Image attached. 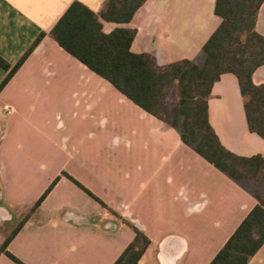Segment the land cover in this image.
I'll use <instances>...</instances> for the list:
<instances>
[{
  "label": "crops",
  "instance_id": "1",
  "mask_svg": "<svg viewBox=\"0 0 264 264\" xmlns=\"http://www.w3.org/2000/svg\"><path fill=\"white\" fill-rule=\"evenodd\" d=\"M74 1L99 14L108 0H0V56L11 67L43 34L0 92V243L12 232L5 222L11 221L14 214L22 213L19 221L26 219L25 223L7 250L23 264H114L134 240L131 226L150 240L138 264H210L257 205L254 190L245 188L241 182H233L215 169L182 143L180 129L169 127L166 121L143 112L50 38L51 29ZM214 5L215 0H147L125 26L136 30L131 51L151 57L157 68L181 60L202 65V47L220 24V19L214 15ZM116 27V24L103 22L106 34ZM255 29L264 37V3ZM6 75L0 68V84ZM59 78L78 80L80 86L87 87L82 97L91 93L96 99L92 105L77 102L74 111L67 115V118L72 117L71 121L57 110L41 113L40 119L34 120L36 137L31 135L34 139L28 152L32 155L31 162L36 165L38 160V167L35 170L33 165L30 170L40 174L42 158L53 156L56 160L52 150L58 151L66 157V162L55 176L67 172L103 200L108 209L92 207L93 201L83 191L60 177L36 211L26 216L19 209L35 206L41 193L34 199L18 198L26 190L25 130L26 124H32L23 112L40 113V97L35 96L56 92ZM263 82L264 65L253 74L255 85ZM107 102L115 108L114 127L119 130L111 138L112 147L127 146L129 152L141 147L147 154L152 148L162 151V163L156 168H147L145 188L149 192L145 196L143 190L132 195L127 194L128 186L106 184L109 179L102 178L107 175L102 172H99L104 182L102 188L85 177L96 171L84 166L89 161L90 150L88 145L82 144L88 142L82 140L83 126L96 122L97 131L100 128L105 131L109 120L95 111L100 106L105 108ZM4 107L11 112H6ZM208 119L227 150L241 157H264V140L248 130L243 99L234 75L223 74L213 85ZM41 126L47 130L44 132ZM87 135L89 140L97 139L98 144L106 139L105 135L91 131ZM41 140L47 144L44 150L39 146ZM149 159L153 162L152 156L147 162ZM70 164H76L74 169H68ZM142 171L141 168L139 173ZM51 172L52 169L47 173L48 183L52 180ZM126 176L131 179V173ZM63 183L67 197L61 200L56 195ZM0 264L15 263L1 255ZM248 264H264V245Z\"/></svg>",
  "mask_w": 264,
  "mask_h": 264
},
{
  "label": "trees",
  "instance_id": "2",
  "mask_svg": "<svg viewBox=\"0 0 264 264\" xmlns=\"http://www.w3.org/2000/svg\"><path fill=\"white\" fill-rule=\"evenodd\" d=\"M146 2L108 0L97 14L81 2L74 1L53 26L49 36L67 54L159 121H165L168 98L175 89L182 143L235 183H264V157H241L227 150L208 119V102L213 85L223 74H232L237 79L243 99L248 130L264 140V82L258 86L253 83V74L264 65V37L255 29L264 0H215L214 15L220 19V24L202 47L203 64L181 60L164 68H157L151 57L131 51L136 30L125 26L131 23ZM103 22L116 24L117 27L106 34ZM42 36L13 67L0 56V68L7 73L0 84V92ZM64 176L107 208L79 182L66 174ZM56 183L57 180L51 188ZM46 195L35 204V209ZM253 196L257 205L210 264H248L264 245V194L256 190ZM25 220L0 243V256L5 255L15 264L23 263L10 254L7 247ZM131 227L135 233L134 240L114 264H138L150 245V240L138 228Z\"/></svg>",
  "mask_w": 264,
  "mask_h": 264
},
{
  "label": "rangeland",
  "instance_id": "3",
  "mask_svg": "<svg viewBox=\"0 0 264 264\" xmlns=\"http://www.w3.org/2000/svg\"><path fill=\"white\" fill-rule=\"evenodd\" d=\"M80 82L74 78L72 79H67V78H59L57 79V91H53L51 93H42L40 95H34L35 97H40V101H41V107L42 110L40 111V113L38 112H29V111H24V115L25 118L32 122V124H26V130H25V136H26V146H27V156H26V160H25V169H26V175H25V184H26V190L25 192H21L18 195V198H24L26 200L32 199L33 197H37V195H39L37 202L45 195V194H49L52 189L54 187L51 188L53 182L55 180L60 179V177H65L69 183L71 182L74 186H76L70 179H68L66 176H64V174L72 177L71 175H69L67 172L62 171L60 174L56 175V171L59 167H61L62 165L65 164L66 162V157L64 158L63 154H61L60 152H55L54 150H52L54 152V156L57 157L56 160H54L55 158L51 159H46V158H42V160L40 161V165H39V170H40V174H37L35 171L30 170L33 167L36 168L38 167V160H36V165L31 162L32 160V155H29L30 153L29 151V146L31 145L30 142L31 140H33L34 138H32L31 135L35 134L36 137V127H33L32 125L35 124L36 122L34 120H38L40 119V115L42 114H48V112H54V110H57L58 112L62 113L63 116L65 118H67V115L71 113V111H74L75 108V104L77 102H81V105H84L86 103L89 104H93V102H95L96 96L91 97L92 94L89 93V96L87 97H82V92H86L87 91V87H82L80 86L81 84H79ZM91 91V90H90ZM76 93V95H75ZM28 99L32 98L33 96H25ZM108 102L106 103V107L103 108L102 106H100V108L96 109L95 114L99 113V114H103L104 118L109 120V126L106 128V130H102V128H100L98 131V127H95L96 122H93L92 124L89 123L88 125H84V134H83V138L82 140L86 141L88 140V142L86 143H82L84 146L88 145L90 153H89V161L84 163L85 167H90L91 171H96V174H94L95 172L91 173L89 176H85L87 180H90V182L92 181V183L96 186H99L102 188L103 186V179L104 177H106L107 179H109L108 181H105V183H110V184H116V185H121V186H128V190H132L127 193V194H132L134 195L137 192H140L141 190H143L144 192V196L147 194V192H149V190L147 191V189L145 188L146 183L148 181V177H147V168L151 169L158 167L159 164L162 163L163 159H162V151L161 150H155V149H151V153L147 154L146 150H142L141 147L133 148V150L131 152H129L128 147L124 146V147H112L113 145L110 144L111 142V138L113 135H116L117 133H119V130L117 128L114 127V122H116L117 120H115V116H114V111L115 108L113 105H109ZM176 106H177V100H176V96H175V89L173 90V92L171 93V95L168 98V102H167V107H166V112H165V121L167 123V125H169V127H174L176 129H180V123H181V118L178 116V114L176 113ZM51 109V110H49ZM79 112L82 110H78ZM104 113H101V112ZM38 114L37 116H31V114ZM45 116H43L44 119ZM67 120H73L72 117L67 118ZM40 129H42L44 132L47 130V128H45L44 126L40 127ZM46 129V130H45ZM71 131V130H69ZM68 131V132H69ZM88 131H91V133L93 134H99V135H105L106 139L104 143H97V139H92L88 138ZM180 131V130H179ZM178 131V133H179ZM123 135V134H122ZM193 142H195V140H192ZM47 144L44 142V140H41V143L39 144V146L41 147L42 150H44V147ZM153 145V144H152ZM36 149L38 148V144H37V138H36ZM95 147V149H93L92 147ZM154 147V146H153ZM56 153V155H55ZM153 157V162L152 160H148L147 162V158L148 157ZM57 161V163H55ZM153 164H152V163ZM80 165L82 166V162H79ZM77 164V161H76ZM76 164H70V166H68L69 170H72V167L74 169V167L76 166ZM143 169L142 173H139L140 169ZM52 169L51 175L50 177L52 178L51 182L48 183L47 180V173L48 171ZM136 169L138 171H136ZM166 171L168 172V169H166ZM99 172L105 173L107 175L102 176L101 180H100V176L101 174H99ZM131 173V179L127 178L126 174H130ZM48 177V178H50ZM73 178V177H72ZM74 180H76V178H73ZM95 179L97 180V183L95 182ZM77 182H79L78 180H76ZM67 182H65L66 184ZM80 183V182H79ZM65 184L63 183L62 186L60 187V189L57 192L56 198L57 199H65L67 197L66 195V187ZM81 184V183H80ZM102 184V186H101ZM242 186H244L245 188L248 187L249 189H253L254 191L259 190L264 194V183H255L253 181H242L241 182ZM95 186V187H96ZM77 187V186H76ZM51 188V189H50ZM78 188V187H77ZM79 189V188H78ZM50 190V191H49ZM81 190V189H79ZM42 191V192H41ZM49 191V192H48ZM82 191V190H81ZM48 192V193H47ZM92 193V192H91ZM86 194V193H85ZM93 194V193H92ZM46 195V196H47ZM87 195V194H86ZM94 195V194H93ZM45 196V197H46ZM92 201H93V205L92 207H97L99 206L101 209H108L107 204L101 200L100 198H97L103 202V204H105L107 206V208L103 207L99 202L95 201L93 198H91L89 195H87ZM95 196V195H94ZM34 199V198H33ZM45 199V198H44ZM43 199V200H44ZM125 199V196L122 198ZM36 202V203H37ZM43 202V201H42ZM41 202V204H42ZM79 203L81 201H78ZM19 211H23V213L28 216V215H32L33 212L36 211V209L34 208V206H32L31 208L29 207H21L19 209ZM22 214V213H20ZM20 214H14V217L12 218L11 221H7L5 222L6 226H8V228L13 232L15 231L19 225H20V219H19V215ZM24 215V216H25ZM116 216V215H114ZM128 224V223H127ZM11 232V233H12Z\"/></svg>",
  "mask_w": 264,
  "mask_h": 264
},
{
  "label": "built area",
  "instance_id": "4",
  "mask_svg": "<svg viewBox=\"0 0 264 264\" xmlns=\"http://www.w3.org/2000/svg\"><path fill=\"white\" fill-rule=\"evenodd\" d=\"M4 110H5L6 112H8V113H10V112H11V109H10V108H8V107H4Z\"/></svg>",
  "mask_w": 264,
  "mask_h": 264
}]
</instances>
